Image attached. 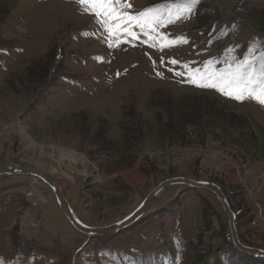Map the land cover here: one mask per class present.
I'll use <instances>...</instances> for the list:
<instances>
[{
  "label": "rangeland",
  "instance_id": "374dc122",
  "mask_svg": "<svg viewBox=\"0 0 264 264\" xmlns=\"http://www.w3.org/2000/svg\"><path fill=\"white\" fill-rule=\"evenodd\" d=\"M123 2L136 15L182 0ZM130 31L110 48L75 0H0V163L40 164L89 226L123 219L165 179L210 181L237 211L242 243L264 250V106L176 75L264 51V0H199L157 29L188 41L162 50ZM34 180L0 179V264H264L235 252L204 190L169 189L135 226L84 238ZM31 189L45 222L36 228Z\"/></svg>",
  "mask_w": 264,
  "mask_h": 264
},
{
  "label": "snow or ice",
  "instance_id": "6c2138e0",
  "mask_svg": "<svg viewBox=\"0 0 264 264\" xmlns=\"http://www.w3.org/2000/svg\"><path fill=\"white\" fill-rule=\"evenodd\" d=\"M76 4L84 13L93 15L96 22L107 33L108 46L113 47V39L119 42L120 33L124 32L136 38V33L130 31L135 26L148 37L145 41L149 46H156V39L161 41V50L177 43H187L184 38L177 37L175 41L168 40L166 36L161 35L157 29L167 24L173 23L184 17L185 13L193 11V5L199 0H182V3L166 9L150 8L138 12L136 15H130L127 11L131 5L124 3L123 0H75ZM150 30V31H149ZM249 56L245 54L244 59L236 61L234 66L229 64L225 70L219 72H201L199 69H190L187 64L183 67L185 72H177L176 75L183 76L187 73V82L199 88L215 89L222 95L237 102L253 100L264 106V51L255 55V50L249 46ZM169 63L177 64L176 60H170ZM209 62H205L207 64ZM159 75V73H157ZM119 75V74H117Z\"/></svg>",
  "mask_w": 264,
  "mask_h": 264
},
{
  "label": "water",
  "instance_id": "95a60500",
  "mask_svg": "<svg viewBox=\"0 0 264 264\" xmlns=\"http://www.w3.org/2000/svg\"><path fill=\"white\" fill-rule=\"evenodd\" d=\"M8 177H27L40 182L51 193L54 202L75 232L84 238H106L119 234L124 229L135 226L145 215L151 213L164 192L173 188L204 190L211 193L220 205L227 219L229 243L235 252L257 260L264 261V250L247 246L240 240L236 214L222 188L216 183L198 180L185 176L165 179L153 187L140 204L126 217L110 225L89 226L83 223L67 201L57 179L48 173L40 164H24L15 162L0 163V179Z\"/></svg>",
  "mask_w": 264,
  "mask_h": 264
},
{
  "label": "built area",
  "instance_id": "2783aa9c",
  "mask_svg": "<svg viewBox=\"0 0 264 264\" xmlns=\"http://www.w3.org/2000/svg\"><path fill=\"white\" fill-rule=\"evenodd\" d=\"M26 197H28V198H30V199H32V197H34V200H33V203H32V205H33V207L36 209L35 210V212L33 213V225H34V228H36V227H38V226H40V225H42L43 224V220H42V216H39L40 214H42L41 213V207H40V199H38V197L37 196H35V194L33 193V195H32V192L31 191H29V193H27L26 194ZM37 216H39V217H37ZM44 224H45V222H44Z\"/></svg>",
  "mask_w": 264,
  "mask_h": 264
},
{
  "label": "bare ground",
  "instance_id": "6f19581e",
  "mask_svg": "<svg viewBox=\"0 0 264 264\" xmlns=\"http://www.w3.org/2000/svg\"><path fill=\"white\" fill-rule=\"evenodd\" d=\"M45 169V168H44ZM47 172H48V170L47 169H45ZM34 180V179H33ZM34 181H36V180H34ZM31 192H32V195H33V193H35V189H31L30 190ZM50 193V192H49ZM36 194V193H35ZM37 195V194H36ZM50 195H51V193H50ZM52 196V195H51ZM53 198V197H52ZM39 199V198H38ZM54 200V199H53ZM41 201V200H40ZM42 202V201H41ZM55 203V202H54ZM56 204V203H55ZM57 206V205H56ZM58 208V207H57ZM59 210V209H58ZM60 212V211H59ZM61 213V212H60ZM61 215H62V213H61ZM63 216V215H62ZM64 217V216H63ZM65 219V218H64ZM66 220V219H65ZM66 222H67V220H66ZM68 223V222H67ZM69 224V223H68ZM70 225V224H69ZM70 227L72 228V226L70 225ZM73 229V228H72ZM74 230V229H73ZM77 233V232H76Z\"/></svg>",
  "mask_w": 264,
  "mask_h": 264
},
{
  "label": "trees",
  "instance_id": "16d2710c",
  "mask_svg": "<svg viewBox=\"0 0 264 264\" xmlns=\"http://www.w3.org/2000/svg\"><path fill=\"white\" fill-rule=\"evenodd\" d=\"M234 210V209H233ZM234 212H235V214H236V217H237V211L236 210H234Z\"/></svg>",
  "mask_w": 264,
  "mask_h": 264
}]
</instances>
